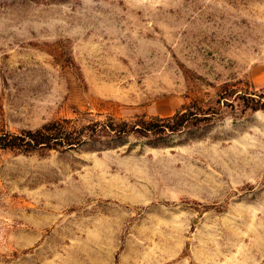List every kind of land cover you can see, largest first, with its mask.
Instances as JSON below:
<instances>
[{
  "label": "rangeland",
  "instance_id": "1",
  "mask_svg": "<svg viewBox=\"0 0 264 264\" xmlns=\"http://www.w3.org/2000/svg\"><path fill=\"white\" fill-rule=\"evenodd\" d=\"M227 88L215 120L158 129ZM260 93L264 0H0V131L157 122L0 149V264H264Z\"/></svg>",
  "mask_w": 264,
  "mask_h": 264
},
{
  "label": "trees",
  "instance_id": "2",
  "mask_svg": "<svg viewBox=\"0 0 264 264\" xmlns=\"http://www.w3.org/2000/svg\"><path fill=\"white\" fill-rule=\"evenodd\" d=\"M232 91L231 88L224 89L214 101L205 104L194 101L173 116L156 118L155 120L163 123L158 129L174 132L187 125L197 126L202 122L215 120L221 115L222 99L230 96ZM241 98L240 105L243 109L264 110V93H260L257 98L252 96ZM222 104L226 105L227 102L223 100ZM156 123L144 117L131 122L115 120L110 116L103 120H90L86 113L82 112L76 119L53 120L37 129L22 130L18 133L0 131V149H18L25 152L37 148L59 150L83 144L87 140L96 141L102 137H121L130 133L145 135L156 130Z\"/></svg>",
  "mask_w": 264,
  "mask_h": 264
}]
</instances>
